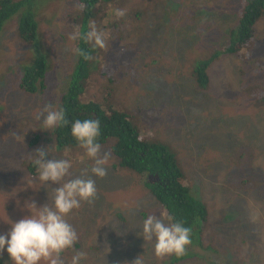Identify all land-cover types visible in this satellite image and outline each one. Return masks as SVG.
<instances>
[{"label": "rangeland", "instance_id": "rangeland-1", "mask_svg": "<svg viewBox=\"0 0 264 264\" xmlns=\"http://www.w3.org/2000/svg\"><path fill=\"white\" fill-rule=\"evenodd\" d=\"M37 1L24 5L34 8L37 49L47 55L44 90L17 89L35 49L17 38L18 15L0 33V235L31 214L27 205H48L58 187H40L36 172L28 173L37 149L48 151V159H71L73 175L90 164L79 147L58 150L54 130L41 129L36 116L45 103L60 107L76 63L73 32L94 23L108 33L109 47L96 50L81 100H106L151 142L166 146L191 196L209 209L205 249L190 246L194 257L181 264H264V18L240 57L219 56L208 88L199 92L192 65L224 49L246 0H114L103 10L105 20H85L79 0ZM116 8L127 15L114 19ZM111 142L101 147L109 163L96 180V199L67 217L78 248L64 253L65 264L76 251L85 254L84 264H135L139 257L170 264L173 256L157 258L140 235L143 217L167 218L165 212L144 189V176L116 167Z\"/></svg>", "mask_w": 264, "mask_h": 264}, {"label": "trees", "instance_id": "trees-1", "mask_svg": "<svg viewBox=\"0 0 264 264\" xmlns=\"http://www.w3.org/2000/svg\"><path fill=\"white\" fill-rule=\"evenodd\" d=\"M28 1L30 3L0 0V33L3 25L18 15L17 38L26 45L34 44L32 46L35 49L32 62L25 66L21 72L17 89L27 95H34L39 89L44 90L45 88L47 55L45 58L44 52L42 54L37 49V47L39 48L38 24L34 20V8L32 6L28 8L24 5L30 6L37 0ZM113 1L79 0V4L85 8L83 14L85 20L97 18L100 15L105 20L107 18H104L106 14H103V10L107 9V6ZM243 3L240 8L237 27L230 30L224 49L212 51L206 58L199 59L192 65L190 76L199 92L208 88L209 69L220 55L240 57L241 52L250 45L255 37V25L264 18V0H246ZM97 5L99 6L95 8ZM23 7L25 10L21 14L20 10ZM87 28L85 27L79 32L86 31ZM75 47L86 51L91 58L85 60L77 55L67 89L60 96L59 104L65 110L68 120L99 119L101 125L99 142L101 147H104L108 141H112L109 152L116 160V167L135 176H144L146 178L143 183L144 189L163 208L166 217L172 216L175 220L183 221L185 226L191 227L193 240L191 246L204 250V246H206L204 234L209 219L207 205L191 196L189 188L185 185L186 177L175 155L166 146L151 142L138 128L131 124L128 114L116 111L106 100L101 102L90 99L89 101L81 100L85 92L86 81L92 80L91 68L96 50L79 39H77ZM54 135L58 150L78 148L70 134V125L54 129ZM37 143L38 139H33L30 145L36 146ZM26 169L30 175L35 172L31 162L27 163ZM75 247L78 248V245L76 244ZM193 257L194 255L188 251L180 259L173 256L170 264H181ZM0 264H5L1 252Z\"/></svg>", "mask_w": 264, "mask_h": 264}, {"label": "clouds", "instance_id": "clouds-1", "mask_svg": "<svg viewBox=\"0 0 264 264\" xmlns=\"http://www.w3.org/2000/svg\"><path fill=\"white\" fill-rule=\"evenodd\" d=\"M111 15L114 19H123L127 9H113ZM71 39L82 40L93 50L108 48L110 41L108 33L94 23L89 24L86 31H74ZM75 54L85 60L91 58L81 48H76ZM36 119L43 130L53 131L70 125L73 140L90 164L79 175H73L71 159H48V151L37 149L35 156L31 157L37 183L40 187H50V184L58 187L51 190L48 205L40 208L35 204L27 205L31 214L12 223L6 235H0V252L6 251L12 264H65L64 253L74 250L78 240V234L67 217L82 203H92L96 199V180L107 175L109 153L101 154L99 119L69 121L65 110L52 103H45ZM140 235L152 244L154 255L160 259L169 256L180 259L193 243L192 228L172 216L146 215L142 219ZM84 261L85 254L76 251L69 264H84ZM135 264L144 262L139 257Z\"/></svg>", "mask_w": 264, "mask_h": 264}]
</instances>
